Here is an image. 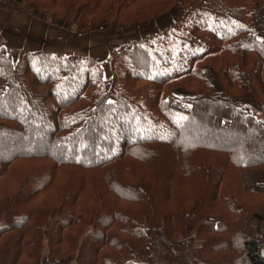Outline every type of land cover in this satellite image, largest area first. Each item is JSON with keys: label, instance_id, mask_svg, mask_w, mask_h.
<instances>
[{"label": "trees", "instance_id": "1", "mask_svg": "<svg viewBox=\"0 0 264 264\" xmlns=\"http://www.w3.org/2000/svg\"><path fill=\"white\" fill-rule=\"evenodd\" d=\"M28 1L81 33L181 16L110 80L0 35V264H264V0Z\"/></svg>", "mask_w": 264, "mask_h": 264}, {"label": "rangeland", "instance_id": "2", "mask_svg": "<svg viewBox=\"0 0 264 264\" xmlns=\"http://www.w3.org/2000/svg\"><path fill=\"white\" fill-rule=\"evenodd\" d=\"M1 3L0 35L14 63L17 62L22 50H49L62 52L65 55L76 54L92 57L98 61L104 68V76L107 80L112 78L110 60L114 50L133 41L134 38L159 36L181 16V8L177 7L147 29L135 26L126 30L100 24L89 32L81 33L71 18L56 17L46 11H37L34 4L28 0L23 3H18L16 0H1ZM204 72L211 84L220 90L215 72L208 67L204 68ZM175 92L178 96L189 95L181 89ZM258 109H255V115L264 121V109ZM194 136L200 137L195 134ZM248 225L255 236L259 223L253 220L249 221ZM44 249L47 253V247Z\"/></svg>", "mask_w": 264, "mask_h": 264}, {"label": "built area", "instance_id": "3", "mask_svg": "<svg viewBox=\"0 0 264 264\" xmlns=\"http://www.w3.org/2000/svg\"><path fill=\"white\" fill-rule=\"evenodd\" d=\"M255 238L257 240V249L262 253L264 252V229L260 228L256 232Z\"/></svg>", "mask_w": 264, "mask_h": 264}, {"label": "water", "instance_id": "4", "mask_svg": "<svg viewBox=\"0 0 264 264\" xmlns=\"http://www.w3.org/2000/svg\"><path fill=\"white\" fill-rule=\"evenodd\" d=\"M262 257H264V252L261 253Z\"/></svg>", "mask_w": 264, "mask_h": 264}]
</instances>
